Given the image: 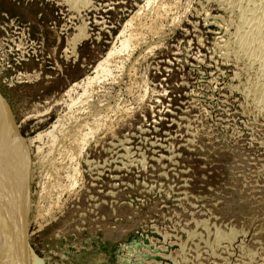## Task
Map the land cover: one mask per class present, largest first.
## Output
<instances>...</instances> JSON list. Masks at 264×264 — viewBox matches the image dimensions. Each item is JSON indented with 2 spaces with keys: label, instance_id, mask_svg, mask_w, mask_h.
I'll use <instances>...</instances> for the list:
<instances>
[{
  "label": "rangeland",
  "instance_id": "obj_1",
  "mask_svg": "<svg viewBox=\"0 0 264 264\" xmlns=\"http://www.w3.org/2000/svg\"><path fill=\"white\" fill-rule=\"evenodd\" d=\"M228 1L0 0L28 263L264 264V56Z\"/></svg>",
  "mask_w": 264,
  "mask_h": 264
},
{
  "label": "bare ground",
  "instance_id": "obj_2",
  "mask_svg": "<svg viewBox=\"0 0 264 264\" xmlns=\"http://www.w3.org/2000/svg\"><path fill=\"white\" fill-rule=\"evenodd\" d=\"M73 1L84 2V0ZM240 1L241 0L228 1L229 4H231V6L228 4L229 8L231 7L230 9H232V7L238 8L239 24L245 28V30H243L244 33L242 32L243 34H240L237 40L242 43L243 51H247L249 54L250 52L252 54V51H256L263 57L264 0H247L245 6L241 5V3H239ZM225 11L227 10L225 9ZM120 46L121 48L126 47V41H123ZM262 57L260 58L262 59ZM104 71L105 68H103L102 65H99L95 79L98 76L97 74L103 73ZM92 80L94 79L92 78ZM92 80L89 79V82ZM259 89V91L256 90L259 94L256 93L261 102L264 101V88L261 86ZM6 118L8 117H0V264H30L25 260V256L29 255V253L27 252V249H25L27 247H25V230H23V221H25L23 218L25 216L24 214H26L25 211L27 207L24 185L26 165L24 161L25 156L23 155V142L20 139L17 141V128L11 123V118L10 123ZM86 136L87 134L84 135L82 141H85L87 138ZM79 144L83 145L85 143L82 142ZM223 162L226 165L227 161L225 162L224 160ZM225 165L221 166L222 169L226 167Z\"/></svg>",
  "mask_w": 264,
  "mask_h": 264
}]
</instances>
